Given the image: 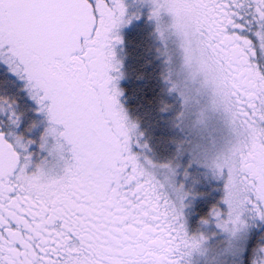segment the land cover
Returning a JSON list of instances; mask_svg holds the SVG:
<instances>
[{
    "label": "snow or ice",
    "instance_id": "1",
    "mask_svg": "<svg viewBox=\"0 0 264 264\" xmlns=\"http://www.w3.org/2000/svg\"><path fill=\"white\" fill-rule=\"evenodd\" d=\"M0 264H264V0H0Z\"/></svg>",
    "mask_w": 264,
    "mask_h": 264
}]
</instances>
